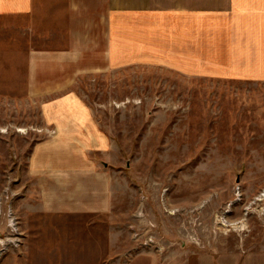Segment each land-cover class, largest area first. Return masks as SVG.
<instances>
[{
  "label": "rangeland",
  "instance_id": "1",
  "mask_svg": "<svg viewBox=\"0 0 264 264\" xmlns=\"http://www.w3.org/2000/svg\"><path fill=\"white\" fill-rule=\"evenodd\" d=\"M86 2L89 32L71 37L53 34L52 14L64 12L50 3L36 29L1 15L26 0H0V264H264V79L213 74L205 38L191 43L188 73L130 48L110 60V7ZM79 49L95 65L74 69L67 56ZM67 95L95 120L87 130L109 138L97 152L108 213L40 205L28 156L56 135L44 106Z\"/></svg>",
  "mask_w": 264,
  "mask_h": 264
},
{
  "label": "crops",
  "instance_id": "2",
  "mask_svg": "<svg viewBox=\"0 0 264 264\" xmlns=\"http://www.w3.org/2000/svg\"><path fill=\"white\" fill-rule=\"evenodd\" d=\"M68 1L72 0H51L50 4L47 0H26L24 8L10 6L1 15L6 19L30 20L39 29L46 19L39 18V11L48 4L64 12L52 14L53 34H60L64 29L72 37L76 28L81 34L89 32L84 19L88 18L87 10L93 7L90 9L86 0H74L75 10L70 16L71 2ZM104 1L110 7L105 39V53L110 60L124 57L130 48L133 57H164L166 63L188 73L189 59L193 58L191 43L197 45L205 38L212 50V56L207 58L211 59L213 74L244 80L264 79V0ZM79 50L68 52L67 57L80 60L74 69L95 65L85 64L94 61L90 59L92 55ZM56 54L49 55L59 65ZM96 54V58L102 57ZM72 97L67 95L44 106L52 111V114L46 112L50 120L48 128L55 130L56 135L32 146L27 165L39 188V201L45 212L108 213L112 205L108 164L97 152L99 147L107 149L110 141L98 130H87L94 119L86 113L80 99Z\"/></svg>",
  "mask_w": 264,
  "mask_h": 264
},
{
  "label": "bare ground",
  "instance_id": "3",
  "mask_svg": "<svg viewBox=\"0 0 264 264\" xmlns=\"http://www.w3.org/2000/svg\"><path fill=\"white\" fill-rule=\"evenodd\" d=\"M19 131H24V129H18ZM264 194V193H263ZM263 194H261L260 196H262ZM261 198V197H260ZM10 221H12V220H10ZM12 224H13V222H12Z\"/></svg>",
  "mask_w": 264,
  "mask_h": 264
}]
</instances>
